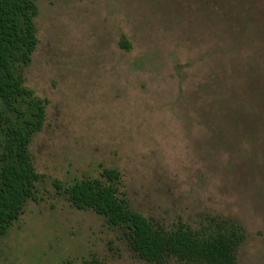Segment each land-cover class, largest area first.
Instances as JSON below:
<instances>
[{"label":"rangeland","instance_id":"rangeland-1","mask_svg":"<svg viewBox=\"0 0 264 264\" xmlns=\"http://www.w3.org/2000/svg\"><path fill=\"white\" fill-rule=\"evenodd\" d=\"M36 4L25 78L48 99L30 146L47 193L0 238V264H138L101 216L50 194L100 163L164 224L238 219L239 264H264V0Z\"/></svg>","mask_w":264,"mask_h":264},{"label":"trees","instance_id":"trees-1","mask_svg":"<svg viewBox=\"0 0 264 264\" xmlns=\"http://www.w3.org/2000/svg\"><path fill=\"white\" fill-rule=\"evenodd\" d=\"M37 15L36 0H0V238L28 202L42 201L47 193L39 188L44 175L36 168L30 146L44 126L48 99L29 87L25 78L38 44ZM120 45L129 49L127 40ZM259 95L264 97L263 89ZM259 95L249 101L256 103L253 111L257 103L263 104ZM99 167L94 176L52 178L50 194L72 208L101 216L120 232L138 264H239L247 238L241 221L208 215L197 226L182 218L164 224L131 205L121 170L101 163Z\"/></svg>","mask_w":264,"mask_h":264}]
</instances>
